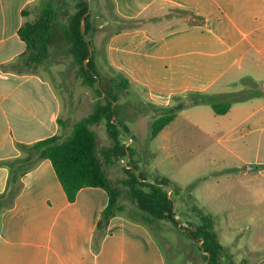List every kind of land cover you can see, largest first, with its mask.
<instances>
[{"label": "crops", "instance_id": "crops-1", "mask_svg": "<svg viewBox=\"0 0 264 264\" xmlns=\"http://www.w3.org/2000/svg\"><path fill=\"white\" fill-rule=\"evenodd\" d=\"M40 1L0 0V264H168L152 231L125 215L99 229L110 202L103 188L85 187L70 201L52 162L29 154L39 141L65 140L92 112L87 100L53 83L45 63L22 62L27 45L19 30L38 18ZM111 2L119 16L143 24L112 28L104 43L108 65L153 108L183 104L171 123L186 108L190 122L216 121L224 151L264 174V0ZM65 56L73 58L57 35L48 61ZM245 77L262 89L226 114L193 103L194 94L226 99L233 93L224 85Z\"/></svg>", "mask_w": 264, "mask_h": 264}, {"label": "rangeland", "instance_id": "rangeland-1", "mask_svg": "<svg viewBox=\"0 0 264 264\" xmlns=\"http://www.w3.org/2000/svg\"><path fill=\"white\" fill-rule=\"evenodd\" d=\"M91 6L95 63L104 81L102 89L117 99V103H113L116 106L115 120L129 131L128 135L120 133L118 141L130 146L133 152L132 156L127 155L114 165L103 159L112 185L121 191L120 204L126 212L135 207L123 184L128 177L123 169L125 166L135 167L133 172L141 174L147 181L168 180L175 188L173 198L180 218L179 227L192 228L191 224L199 221V212L209 214L214 221V231L228 249L224 264H264V174L251 170V166L243 167L240 160L224 151L217 141L220 127L216 121L203 123L200 119L190 122L187 118L189 108L184 109L156 138H152V123L167 108H153L143 91L134 93L129 87L122 90L115 87L121 82L122 75L108 65L104 43L109 32L113 31L111 25L118 20L111 0H93ZM60 20L62 24L67 22L65 9ZM48 60L45 65L51 68L53 83L87 100L89 109L93 111L94 103L102 98L83 84L72 56L59 57L54 64ZM262 86L248 77L235 84L224 85L228 93H252ZM93 128L103 156V152L114 145H111L113 140L104 124ZM150 230L162 243L168 264H207L199 250L200 243L192 241L170 222L160 221L150 226Z\"/></svg>", "mask_w": 264, "mask_h": 264}, {"label": "trees", "instance_id": "trees-1", "mask_svg": "<svg viewBox=\"0 0 264 264\" xmlns=\"http://www.w3.org/2000/svg\"><path fill=\"white\" fill-rule=\"evenodd\" d=\"M93 1V0H90ZM114 10V4L111 2ZM67 11V22L61 23L62 10ZM89 0H41L38 7V18L33 22H25L19 30L20 38L26 43V52L21 56L22 62L29 68H37L46 63L51 55L52 40L61 35L69 45L73 55V63L78 68L77 75L83 84L95 91L102 98L94 103L93 111L78 121L71 134L63 141L60 137L53 136L39 141L28 147L29 154L35 155L39 160L49 159L70 201H74L78 192L85 187L103 188L110 196V202L102 212L99 229L103 230L108 220L116 215L123 214L133 222L142 224L150 229V226L168 221L177 229L199 245L200 252L206 261L210 254L209 264H223L222 259L227 256L228 249L220 242L214 231L213 218L209 214L199 212L198 222L190 227H179L177 213L175 211V188L168 180H155L146 182L141 174H135L133 169L125 166L123 169L128 177L123 180L128 190L129 199L135 206L133 210L126 212V208L120 204L121 191L115 188L107 177L103 167V159L109 163L119 162L127 156L133 155L130 146H125L118 141L120 133L129 134L126 126L115 120L117 99L103 90L102 78L95 63V28L93 26V11L85 18V35L81 31V21L88 12ZM118 23L111 27L116 31H124L142 27V19H125L119 16L115 10ZM25 15V12H24ZM119 25V26H118ZM59 29V30H58ZM93 53L90 56L89 46ZM90 56V57H89ZM101 80L100 85L97 84ZM115 87L119 90L126 89L128 82L121 76V82ZM257 95V94H256ZM194 104H208L216 114H226L233 103L245 101L253 93L238 92L230 94L226 99L206 94H194ZM179 104L174 108H167L152 123L151 136L156 137L176 117L177 112L183 108ZM104 124L114 145L103 152L101 156L98 150V135L92 128ZM130 139V137H128ZM172 187L171 195L168 194Z\"/></svg>", "mask_w": 264, "mask_h": 264}, {"label": "water", "instance_id": "water-1", "mask_svg": "<svg viewBox=\"0 0 264 264\" xmlns=\"http://www.w3.org/2000/svg\"><path fill=\"white\" fill-rule=\"evenodd\" d=\"M91 8H92V6H91V1L89 0V9H88V12L83 16L82 21H81V31H82L83 35H85V26H84L85 18H86V16L91 12ZM89 49H90V56H91L92 53H93V49H92V46H91V45L89 46ZM90 56H89V57H90ZM97 84H98V85L100 84V83H99V80H98ZM127 155H128V157H129V155H130L129 152H127ZM128 168H131V166H128ZM250 169H251V170H252V169H257V166H251ZM145 181H146V182H150V181H147V180H145ZM168 189H169L168 194L171 195L172 187H169ZM171 199H173V197H171ZM173 200H174V199H173ZM175 205H176V202L174 201V206H175ZM207 255H208L207 264H209V261H210V257H211V255H210V254H207Z\"/></svg>", "mask_w": 264, "mask_h": 264}, {"label": "built area", "instance_id": "built-area-1", "mask_svg": "<svg viewBox=\"0 0 264 264\" xmlns=\"http://www.w3.org/2000/svg\"><path fill=\"white\" fill-rule=\"evenodd\" d=\"M131 141V140H130ZM127 147V146H126Z\"/></svg>", "mask_w": 264, "mask_h": 264}]
</instances>
